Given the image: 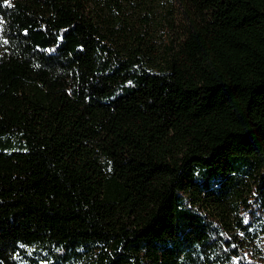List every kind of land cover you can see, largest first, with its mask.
Returning a JSON list of instances; mask_svg holds the SVG:
<instances>
[{
  "label": "trees",
  "instance_id": "trees-1",
  "mask_svg": "<svg viewBox=\"0 0 264 264\" xmlns=\"http://www.w3.org/2000/svg\"><path fill=\"white\" fill-rule=\"evenodd\" d=\"M164 1L0 0V264H264V0Z\"/></svg>",
  "mask_w": 264,
  "mask_h": 264
},
{
  "label": "rangeland",
  "instance_id": "rangeland-1",
  "mask_svg": "<svg viewBox=\"0 0 264 264\" xmlns=\"http://www.w3.org/2000/svg\"><path fill=\"white\" fill-rule=\"evenodd\" d=\"M164 2H165L164 6H160V10H162V11H164L165 8H167V6L170 7L171 3H173L174 0H167V1H164Z\"/></svg>",
  "mask_w": 264,
  "mask_h": 264
},
{
  "label": "snow or ice",
  "instance_id": "snow-or-ice-1",
  "mask_svg": "<svg viewBox=\"0 0 264 264\" xmlns=\"http://www.w3.org/2000/svg\"><path fill=\"white\" fill-rule=\"evenodd\" d=\"M4 2H5V3H7V2H8V0H4ZM7 42H8L7 40H5V41H4V43H7Z\"/></svg>",
  "mask_w": 264,
  "mask_h": 264
}]
</instances>
